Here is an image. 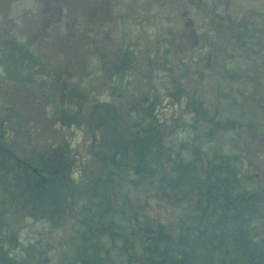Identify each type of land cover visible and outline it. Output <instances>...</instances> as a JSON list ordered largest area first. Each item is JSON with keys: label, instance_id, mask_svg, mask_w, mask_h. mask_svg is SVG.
Listing matches in <instances>:
<instances>
[{"label": "flooded vegetation", "instance_id": "af4514ba", "mask_svg": "<svg viewBox=\"0 0 264 264\" xmlns=\"http://www.w3.org/2000/svg\"><path fill=\"white\" fill-rule=\"evenodd\" d=\"M178 179L192 242L264 264V0H0V264L26 219L149 223Z\"/></svg>", "mask_w": 264, "mask_h": 264}, {"label": "rangeland", "instance_id": "374dc122", "mask_svg": "<svg viewBox=\"0 0 264 264\" xmlns=\"http://www.w3.org/2000/svg\"><path fill=\"white\" fill-rule=\"evenodd\" d=\"M187 153V152H186ZM177 189L173 190V195H170V200L172 202H178L177 198H181L179 200L180 203L187 201L184 200L186 196H190V193L187 194L185 190L181 188V186H177ZM146 189V192L149 190V183L142 185L139 189L140 192H143ZM177 194V195H175ZM147 195V194H146ZM140 198L142 200L146 199L148 203V208L145 210L144 217L149 221L147 225L150 227V231H155L159 226H164L165 228H169L176 234V231L183 226V223L179 222L180 214H182V209L189 208L187 202L178 205H172V202L166 200V202H160L152 197L151 195L146 198L145 194H141ZM113 204L119 207L122 201V195L115 194L113 196ZM184 200V201H183ZM190 201V200H188ZM108 202L112 203V198H108ZM162 203L163 207L159 208L158 205ZM179 203V204H180ZM142 209V206H141ZM143 212V211H142ZM101 213V212H99ZM190 213V210L186 212ZM106 221L111 219L110 215H106L104 217ZM144 219V221L146 220ZM158 221L151 222V220ZM177 219V220H176ZM35 220V219H34ZM36 221V220H35ZM25 228L18 227L16 234L19 240V246L16 250L12 249L13 255L17 258L18 264H45L44 259L48 258L46 264H70L73 262V258L70 255V244L76 248V240L78 237H81L82 232L78 233L76 230L79 229V223H66V227L64 228V233L58 235L57 234V226H49L47 223H42L40 221H36L35 223H31L30 219H26ZM159 222V223H158ZM82 224V223H81ZM92 226L93 223H89ZM97 229H106L108 227V223H95ZM110 224V223H109ZM126 227L123 229L117 228L116 230H121L125 236H127V241L133 242L135 251L137 256L143 257L142 249L148 246L147 237L149 232L143 233L139 231L140 225H144L146 223H123ZM190 225V224H189ZM115 226H113L114 228ZM202 228V227H201ZM96 232V230H95ZM108 232V231H107ZM109 233V232H108ZM191 233H193L191 231ZM152 234V233H151ZM193 237H199L198 234L193 233ZM132 236V237H131ZM138 236L140 238H138ZM90 237V236H89ZM87 234H85V239H87L86 243L89 247V256L87 259L81 260L79 264H88V261L91 264H113L112 259L106 253L103 254V251L110 250V248L114 247L113 242L109 241L107 238H96L93 236L89 238ZM198 240V239H197ZM117 247V243L115 244ZM140 250V251H139ZM90 251L92 253H90ZM102 251V252H101ZM229 262V260H228ZM189 263H193L192 260H189ZM215 264V263H213ZM218 264V263H216Z\"/></svg>", "mask_w": 264, "mask_h": 264}, {"label": "trees", "instance_id": "16d2710c", "mask_svg": "<svg viewBox=\"0 0 264 264\" xmlns=\"http://www.w3.org/2000/svg\"><path fill=\"white\" fill-rule=\"evenodd\" d=\"M188 165H190V163H175L176 169L180 172H184L182 175L177 177L187 179L186 171L188 170ZM181 183L182 181L178 179V183L175 186H183ZM170 195L173 194L164 195V200L167 199L169 201L171 198ZM189 198L190 196H186L184 200L187 201H183L188 204V200H190ZM177 199L178 202H169L181 206L184 202L180 203L182 200L180 197ZM181 209L183 210L181 216V221L184 222L183 226L176 231L175 235L172 230H169V228L159 226L155 231H153L151 237L146 240L148 246L141 250L143 257L140 255L137 256L134 244L132 245L133 242H128L125 234L121 230H116L117 228L123 229V223H108L107 230H109V234L106 235L99 229L96 230V234L101 237L103 235L108 236L111 243L113 242V250L115 253V255L112 256L113 264H212L214 260L209 259L205 255L207 252L206 244L200 243L195 244V246H191L194 242L190 241V223H187L190 220V214L186 213L190 210V208L188 210L184 208ZM113 226L115 227L113 228ZM140 231L144 234L151 232L147 223L140 228ZM82 238L85 239L84 237ZM138 238L140 237L138 236ZM116 243L117 247L115 246ZM83 244V251L81 254H78V257L80 258H75L77 261L84 260L85 258L87 259L89 256L88 244L85 240H83ZM189 260H192L193 263H189ZM88 264L91 263L88 261Z\"/></svg>", "mask_w": 264, "mask_h": 264}]
</instances>
